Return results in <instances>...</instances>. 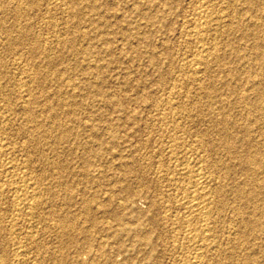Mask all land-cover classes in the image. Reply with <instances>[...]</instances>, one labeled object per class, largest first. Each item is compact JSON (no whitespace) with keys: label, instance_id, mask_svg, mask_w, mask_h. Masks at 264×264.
<instances>
[{"label":"rangeland","instance_id":"rangeland-1","mask_svg":"<svg viewBox=\"0 0 264 264\" xmlns=\"http://www.w3.org/2000/svg\"><path fill=\"white\" fill-rule=\"evenodd\" d=\"M263 92L264 0H0V264H184L179 162L203 264H264Z\"/></svg>","mask_w":264,"mask_h":264},{"label":"bare ground","instance_id":"bare-ground-1","mask_svg":"<svg viewBox=\"0 0 264 264\" xmlns=\"http://www.w3.org/2000/svg\"><path fill=\"white\" fill-rule=\"evenodd\" d=\"M254 1V0H253ZM170 2V1H169ZM56 3V2H55ZM206 3V2H205ZM82 5V4H81ZM83 6V5H82ZM87 6V5H86ZM78 7V6H77ZM88 7V6H87ZM91 7V6H90ZM98 7V6H97ZM202 7V6H201ZM86 8V7H85ZM79 11V10H78ZM207 11V10H206ZM21 12V11H20ZM207 13V12H206ZM209 13V12H208ZM203 14H204V11H203ZM91 15V14H90ZM200 15V14H199ZM202 15V14H201ZM205 15V14H204ZM207 15V14H206ZM210 15V14H209ZM74 16V15H73ZM198 16V15H197ZM196 16V17H197ZM203 16V15H202ZM211 16V15H210ZM91 17V16H90ZM225 17V16H224ZM195 19V18H194ZM199 19V18H198ZM201 19V18H200ZM210 19V18H209ZM212 19V18H211ZM208 20V19H207ZM215 20V19H214ZM225 20V19H224ZM223 20V21H224ZM200 21V20H199ZM207 22V21H206ZM210 22H211V20H210ZM212 23V22H211ZM216 23H218V22H216ZM203 24V23H202ZM212 25V24H211ZM219 25V24H218ZM202 26V25H201ZM203 27V26H202ZM204 27H205V25H204ZM206 27H207V25H206ZM205 27V28H206ZM194 28V27H193ZM56 29V28H55ZM201 30H202V28H201ZM207 30H208V28H207ZM214 30V29H213ZM216 30V29H215ZM201 34V33H200ZM215 38V37H214ZM216 39V38H215ZM198 40V39H197ZM196 40V41H197ZM200 41H202V40H200ZM216 43V42H215ZM207 45V44H206ZM203 46H204V43H203ZM206 53H208L207 51H206ZM206 53H204V54H206ZM213 55V54H212ZM203 56V55H202ZM208 56H209V54H208ZM203 57H205V56H203ZM198 58V57H197ZM216 58V57H215ZM207 59V58H206ZM219 60V59H218ZM198 61H199V63L201 64V63H203V61L202 60H199L198 59ZM198 63V64H199ZM194 64H196V63H194ZM207 64V63H206ZM192 66V65H191ZM197 66V65H196ZM205 66V65H204ZM208 66V65H207ZM193 67V66H192ZM200 67V66H199ZM204 68H206V67H204ZM200 69V68H199ZM195 70V69H194ZM202 71H204V70H202ZM194 76V75H193ZM196 77V76H195ZM199 80V79H198ZM253 83V82H252ZM260 86V85H259ZM264 93V92H263ZM179 99V98H178ZM170 101V100H169ZM242 102V101H241ZM171 104V103H170ZM173 104V103H172ZM176 106V105H175ZM257 106V105H256ZM174 107V106H173ZM176 108V107H175ZM179 108V107H178ZM181 108V107H180ZM184 108V107H183ZM247 108V107H246ZM173 109V108H172ZM175 111V110H174ZM172 112V111H171ZM180 112V111H179ZM1 114V113H0ZM173 114H174V112H173ZM264 114V113H263ZM178 115V114H177ZM176 116V115H175ZM4 118H5V116H4ZM174 118V117H173ZM171 119V118H170ZM173 120V119H172ZM220 120V119H219ZM228 120V119H227ZM55 121V120H54ZM165 121V120H164ZM252 121V120H251ZM250 121V122H251ZM5 122V121H4ZM230 122V121H229ZM1 123V122H0ZM171 123H173L172 121H171ZM171 123H170V125H171ZM165 124V123H164ZM175 124V123H174ZM173 124V125H174ZM222 124V123H221ZM162 125V124H161ZM166 125V124H165ZM168 125V124H167ZM172 125V126H173ZM178 126V125H177ZM236 126V125H235ZM232 127V126H231ZM236 128V127H235ZM231 130V129H230ZM223 131V130H222ZM46 132V131H45ZM48 132V131H47ZM46 132V133H47ZM174 132H175V130H174ZM229 132V131H228ZM243 133V132H242ZM251 133V132H250ZM175 134H176V132H175ZM229 134V133H228ZM174 135V134H173ZM246 135V134H245ZM226 137V136H225ZM237 137V136H236ZM247 137V136H246ZM169 138H171V137H169ZM232 138V137H231ZM255 138V137H254ZM251 139V138H250ZM249 139V140H250ZM34 140V139H33ZM175 140V139H174ZM172 141V142H175V141ZM231 140V139H230ZM234 140V139H233ZM232 140V141H233ZM166 141V140H165ZM248 141V140H247ZM244 142V141H243ZM259 142V141H258ZM167 143H168V141H167ZM166 143V144H167ZM179 143H181V142H179ZM239 143V142H238ZM242 143V142H241ZM248 143V142H247ZM173 144V143H172ZM176 144V143H175ZM228 144V143H227ZM227 144H226V146H227ZM176 145H178V144H176ZM208 145V144H207ZM251 145V144H250ZM258 145V144H257ZM86 146H87V144H86ZM165 146V145H164ZM169 146H172L171 144L169 145ZM179 146V145H178ZM255 146V145H254ZM253 146V147H254ZM260 146H262V145H260ZM252 147V148H253ZM158 148V147H157ZM163 148V147H162ZM169 148V147H168ZM171 148V147H170ZM176 148H178L177 146H176ZM180 148V147H179ZM235 148V147H234ZM247 148V147H246ZM259 148V147H258ZM257 148V149H258ZM165 149V148H164ZM174 148H172V150H173ZM224 149V148H223ZM241 149V148H240ZM253 149H255L256 150V148H253ZM169 150V149H168ZM176 150V149H175ZM231 150V149H230ZM241 150H243V149H241ZM188 151H189V149H188ZM239 151V150H238ZM251 151V150H250ZM253 151V150H252ZM169 152H173V151H168V153ZM186 152V151H185ZM249 152V151H248ZM255 152L256 151H254V153L252 152V154L254 155L255 154ZM259 152V151H258ZM159 153V152H158ZM233 153V152H232ZM250 153V152H249ZM248 153V154H249ZM174 154H175V152H174ZM173 154V155H174ZM248 154H247V156L246 157H249L248 159L250 160V162H251V160L253 161V162H251V163H254V157L257 155V153H256V155H254L253 156V158L249 155L248 156ZM251 154V153H250ZM251 154V155H252ZM168 155H170V154H168ZM171 155H172V153H171ZM170 155V156H171ZM177 157H178V155L177 154H175ZM181 155V154H180ZM190 155V154H189ZM201 155H203V154H201ZM160 156V155H159ZM169 156V157H170ZM245 157V158H246ZM257 157V156H256ZM255 157V158H256ZM242 158V157H241ZM252 158V159H251ZM174 159H176L175 157H174ZM180 159V158H179ZM179 159H177V160H179ZM197 159H198V157H197ZM247 159V158H246ZM246 159H245V161H246ZM170 160V159H169ZM177 160H176V162H177ZM185 160V159H184ZM183 160V161H184ZM189 160V162L190 163H193V162H191L190 161V159H188ZM206 160V159H205ZM248 160V161H249ZM256 160V159H255ZM11 161V160H10ZM171 161H173L174 162V160H172L171 159ZM180 161V160H179ZM244 161V162H245ZM6 163V162H5ZM4 163V164H5ZM180 164H178L177 166L175 165L174 166V169H176L177 168V173L182 177L181 178V180L183 181L181 184H183V183H185L186 181H187V183L188 184H190V185H192V187H193V191L187 196V197H184V198H182V199H185L184 201H183V207H184V210H186L185 212H186V223H187V225H188V227L189 226H193V225H196L197 224V226H198V224H200L199 226V229L198 228H194V229H192L191 231H190V236H189V241H190V243L192 244H194V242H195V244H194V248H193V253H191V256L189 257H187L188 259H186V258H184V264H203V257H206V256H204L205 255V253L207 254V256H208V253H210L209 251H208V253H207V249H208V247L210 246V245H208L207 243H205V242H207V239H206V232L207 233H209L210 231H208L209 230V228H208V226L207 225H209V224H207L208 223V219H209V217H210V213H211V211H209V207H208V202H209V199H208V197H210V194H209V189H208V185H206V174H204L205 172H203L202 170H204L203 168H201V167H203V166H201V167H197V168H193L192 167V165H190L188 162H185V163H182L181 164V162H179ZM248 163V162H247ZM246 163V164H247ZM250 163V164H251ZM11 164V163H10ZM174 164H176V163H174ZM212 164V163H211ZM249 164V165H250ZM257 164V163H256ZM259 164V163H258ZM194 165H197V164H195L194 163ZM193 165V166H194ZM204 165V164H203ZM239 165V164H238ZM241 165V164H240ZM249 165H247V166H249ZM252 165V164H251ZM15 166V165H14ZM172 166V165H171ZM10 167H11V165H10ZM27 167V166H26ZM173 167V166H172ZM196 167V166H195ZM257 167V166H256ZM171 168V167H170ZM170 168H169V170H170ZM207 168V167H206ZM242 168V167H241ZM244 168V167H243ZM245 169V168H244ZM260 169V168H259ZM171 170H172V168H171ZM227 170V169H226ZM248 170V169H247ZM13 171V170H12ZM168 171V170H167ZM173 171V170H172ZM170 172V171H169ZM209 172V171H208ZM245 172V171H244ZM250 172V171H249ZM16 173V172H15ZM173 173V172H172ZM253 173V172H252ZM30 174V173H29ZM162 174V173H161ZM170 174V173H169ZM168 174V175H169ZM210 174V173H209ZM226 174V173H225ZM256 174V173H255ZM12 175V174H11ZM175 175H176V173H175ZM259 175V174H258ZM166 176V175H165ZM192 176H193V178H192ZM172 177H175V176H173L172 175ZM254 177H256V176H254ZM264 178V177H263ZM23 179V178H22ZM28 179V178H27ZM169 179V178H168ZM211 179V178H210ZM30 180V179H29ZM37 180V179H36ZM214 180V179H213ZM258 180V179H257ZM264 180V179H263ZM262 180V181H263ZM171 181V180H170ZM169 181V182H170ZM179 181H180V177H179ZM245 181V180H244ZM243 181V182H244ZM20 182V181H19ZM32 182V181H31ZM181 182V181H180ZM180 182H178V183H180ZM255 182H256V180H255ZM40 183V182H39ZM168 183V182H167ZM177 182H175V184H176ZM186 183V184H187ZM28 184H29V181H28ZM169 184H171V183H169ZM173 184V183H172ZM185 184V186H187ZM214 184V183H213ZM166 185V184H165ZM184 185V184H183ZM210 185V184H209ZM264 185V184H263ZM263 185H261L260 187H261V189H262V187H264ZM28 186V185H27ZM31 186V184L29 185V187ZM37 186V185H36ZM168 186V185H167ZM216 186V185H215ZM227 186V185H226ZM248 186V185H247ZM246 186V187H247ZM172 187V186H171ZM221 187V186H220ZM223 187V186H222ZM256 187V186H255ZM259 187V188H260ZM28 188V187H27ZM187 188V187H186ZM191 188V187H190ZM214 188V187H213ZM73 189V188H72ZM125 189V188H124ZM173 189V188H172ZM175 189H176V192L178 193V192H180V191H178L177 190V188H176V186H175ZM179 189V188H178ZM189 189V188H188ZM219 189V188H218ZM27 190V189H26ZM71 190V189H70ZM170 190H171V188H170ZM174 190V189H173ZM186 190V189H185ZM217 190V189H216ZM257 190V189H256ZM22 191V190H21ZM190 191H191V189H190ZM238 191V190H237ZM175 192V191H174ZM182 192V191H181ZM184 192V191H183ZM186 192V191H185ZM189 192V191H188ZM211 192V191H210ZM254 192H255V190H254ZM27 193V192H26ZM176 193V194H177ZM30 194V193H29ZM164 194V193H163ZM169 194V193H168ZM175 194V195H176ZM179 194V193H178ZM254 194V193H253ZM25 195V194H24ZM28 195V194H27ZM165 195V194H164ZM170 195V194H169ZM248 195V194H247ZM37 196H38V194H37ZM179 196H180V194H179ZM22 197V196H21ZM31 197H33V195H31ZM182 197V196H181ZM217 197V196H216ZM18 198V197H17ZM34 198V197H33ZM177 198V197H176ZM213 199V198H212ZM241 199V198H240ZM253 199H254V197H253ZM23 200V199H22ZM30 200V199H29ZM31 200H34V199H32L31 198ZM38 200V199H37ZM177 200H179V199H177ZM181 200V199H180ZM211 200V199H210ZM221 200V199H220ZM34 201H36V200H34ZM168 201V200H167ZM261 201V200H260ZM214 202V201H213ZM259 202V201H258ZM257 202V203H258ZM31 203V202H30ZM178 203H181V202H178ZM212 203V202H211ZM218 202H216V204H217ZM24 204V203H23ZM26 204H28V203H26ZM172 204V203H171ZM213 204V203H212ZM223 204V203H222ZM221 204V205H222ZM32 205V204H31ZM31 205H29V207L28 208H30V206ZM35 205V204H34ZM165 205V204H164ZM166 205H167V203H166ZM175 205V204H174ZM181 205V204H180ZM255 205V204H254ZM22 206V205H21ZM20 206V207H21ZM168 206V205H167ZM226 206V205H225ZM224 206V207H225ZM26 207H27V205H26ZM182 207V206H181ZM255 207V206H254ZM33 208H34V206H32V210H33ZM37 208V207H36ZM170 208V207H169ZM211 208H212V205H211ZM221 208V207H220ZM171 209V208H170ZM183 209V208H182ZM36 210V209H35ZM213 210V209H212ZM259 210V209H258ZM214 211V210H213ZM220 211V210H219ZM36 212V211H35ZM179 212V211H178ZM122 214V213H121ZM184 214V213H183ZM212 215H213V213H211ZM247 214V213H246ZM185 215H184V217H185ZM211 215V216H212ZM256 215V214H255ZM217 216V215H216ZM32 217V216H31ZM30 217V218H31ZM120 217V216H119ZM34 218V217H33ZM182 218V217H181ZM180 218V219H181ZM211 218V217H210ZM72 219V218H71ZM184 219V218H183ZM182 220V219H181ZM163 221V220H162ZM183 221V220H182ZM181 222V221H180ZM185 222V221H184ZM195 222H196V224H195ZM210 222V221H209ZM64 223V222H63ZM183 224V223H182ZM170 225V224H169ZM176 225V224H175ZM184 225V224H183ZM255 225V224H254ZM210 226V225H209ZM212 226V225H211ZM246 226V225H245ZM70 227V226H69ZM149 227V226H148ZM184 227V226H183ZM213 227V226H212ZM185 228V227H184ZM193 228V227H192ZM148 229V228H147ZM187 229V228H186ZM198 230H200V231H198ZM253 230V229H252ZM72 232V231H71ZM149 233V232H148ZM242 233V232H241ZM189 234V233H188ZM211 234V233H210ZM259 234V233H258ZM111 236V235H110ZM188 236V235H187ZM208 236V235H207ZM33 237V236H32ZM209 237V236H208ZM207 237V238H208ZM187 239V238H186ZM185 239V240H186ZM206 240V241H205ZM210 239H208V241H209ZM211 241H213V240H211ZM184 243V242H183ZM188 243V242H187ZM189 244V243H188ZM210 244H212L211 242H210ZM215 244H216V242H215ZM217 245V244H216ZM190 246V245H189ZM192 247V246H191ZM191 247H189L190 249H192ZM197 247V248H196ZM188 248V247H187ZM255 249V248H254ZM195 250V251H194ZM210 250H211V247H210ZM218 250V249H217ZM213 251V250H212ZM215 251V250H214ZM257 251V250H256ZM186 253V252H185ZM184 253V254H185ZM216 253V252H215ZM188 255H189V253H188ZM209 255H212V254H209ZM224 255V254H223ZM96 256V255H95ZM208 257H210V256H208ZM255 258V257H254ZM186 259V260H185ZM182 260V259H181ZM237 260V259H236ZM176 261V260H175ZM208 261V260H207ZM255 262V261H254ZM212 263V262H211ZM104 264V263H103ZM182 264V263H181ZM242 264H246V262L245 263H242Z\"/></svg>","mask_w":264,"mask_h":264}]
</instances>
